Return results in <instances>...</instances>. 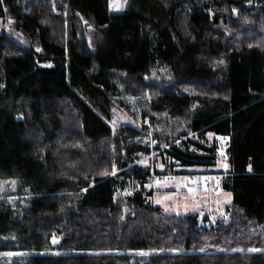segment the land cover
<instances>
[{
  "label": "trees",
  "instance_id": "obj_1",
  "mask_svg": "<svg viewBox=\"0 0 264 264\" xmlns=\"http://www.w3.org/2000/svg\"><path fill=\"white\" fill-rule=\"evenodd\" d=\"M0 19V264H264V0H0ZM140 117L165 172L216 157L190 133L227 139L226 219L116 197L151 177Z\"/></svg>",
  "mask_w": 264,
  "mask_h": 264
},
{
  "label": "rangeland",
  "instance_id": "obj_2",
  "mask_svg": "<svg viewBox=\"0 0 264 264\" xmlns=\"http://www.w3.org/2000/svg\"><path fill=\"white\" fill-rule=\"evenodd\" d=\"M128 1L109 0V9L111 12H123ZM5 20L7 24L9 18L5 17ZM250 21L254 24L256 17L252 15ZM206 32L203 34V42L207 40ZM43 63L52 65L51 60H46ZM111 114L113 120L112 126L114 128L124 124H131V117L119 106L114 105L111 108ZM134 125L140 131V134L130 139V143L133 145L132 147L135 151V164L140 166L143 172H146L149 168L151 170V177L144 181L143 184L142 177L135 176L136 173H132L131 178H127L126 180V183H128L126 186L125 183H122L124 178L120 177L116 189V197L132 195L133 192H138L143 188L145 193H147L148 201L152 205L160 206L165 212H196L202 218L207 216L209 219L208 223L226 219L228 216L227 207L231 202V196L229 197V193L221 188L219 181L229 170L228 153L218 151L216 157L211 160L210 165L191 166L189 168L191 172L188 176L183 175V173H176L177 170L182 168L178 164L175 165L176 172H165V167L167 166L165 160L168 155L165 152V148H156L158 145H156L153 139L149 121L140 117ZM209 134L212 135L210 136ZM187 137L205 145L207 148H216L218 142L221 143L224 139L213 133H208L205 137H200L196 133H190ZM190 150L194 153L206 154L194 144H191ZM209 154L212 155L211 153ZM132 166L133 164L129 166L130 169H126L129 170V173L132 171ZM124 169L116 168L115 172L118 174ZM192 174H197L195 178L200 187L196 192L192 188V191H189L190 188L188 187V183L193 181ZM53 239L57 241L54 243L57 245L61 241V236L54 235L52 241Z\"/></svg>",
  "mask_w": 264,
  "mask_h": 264
},
{
  "label": "built area",
  "instance_id": "obj_3",
  "mask_svg": "<svg viewBox=\"0 0 264 264\" xmlns=\"http://www.w3.org/2000/svg\"><path fill=\"white\" fill-rule=\"evenodd\" d=\"M247 5L250 6L251 3L249 2V3H247ZM145 119L149 121L148 117H146ZM158 143L159 142H156V145H158ZM228 145H229V143H228L227 139L224 138L221 143L218 142V145L215 148L216 152L220 151L222 153V151H223V153H227ZM176 173H178V172H176ZM163 175H166V174H163ZM167 175H170V174H167ZM191 176H193V181L188 183V187L190 189L191 188L194 189V191L196 192L200 188L197 181H196V178H195L197 176V174H192Z\"/></svg>",
  "mask_w": 264,
  "mask_h": 264
},
{
  "label": "snow or ice",
  "instance_id": "obj_4",
  "mask_svg": "<svg viewBox=\"0 0 264 264\" xmlns=\"http://www.w3.org/2000/svg\"><path fill=\"white\" fill-rule=\"evenodd\" d=\"M233 11L235 12L236 10L233 9ZM38 51H39V49H38ZM220 63H223V61L221 60ZM20 118H22V117H20ZM209 135L211 136L212 134H209ZM225 167H227V165H225ZM249 171H251V166H249ZM102 174L106 175L107 173L105 172V173H102ZM112 174L115 175V166L114 165H113V172H112ZM189 191H192V190L189 189ZM228 195H229V197L231 196L230 193ZM56 242L57 241L55 239H53V243H56ZM249 251H258V250L257 249H249ZM56 254L59 255V253H56ZM142 254H146V253H142ZM8 255H13V254L12 253H9Z\"/></svg>",
  "mask_w": 264,
  "mask_h": 264
},
{
  "label": "crops",
  "instance_id": "obj_5",
  "mask_svg": "<svg viewBox=\"0 0 264 264\" xmlns=\"http://www.w3.org/2000/svg\"><path fill=\"white\" fill-rule=\"evenodd\" d=\"M188 174H190V173H185V174H183V175L188 176ZM146 196H147V193H146ZM147 199H148V197H147ZM154 206H156V205H154ZM159 207H160V206H159Z\"/></svg>",
  "mask_w": 264,
  "mask_h": 264
}]
</instances>
